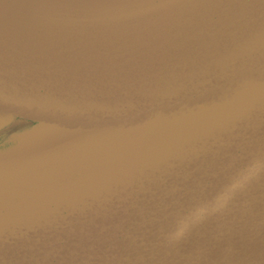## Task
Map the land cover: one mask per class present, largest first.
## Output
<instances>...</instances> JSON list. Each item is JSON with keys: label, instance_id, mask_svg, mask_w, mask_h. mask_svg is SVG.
<instances>
[{"label": "water", "instance_id": "water-1", "mask_svg": "<svg viewBox=\"0 0 264 264\" xmlns=\"http://www.w3.org/2000/svg\"><path fill=\"white\" fill-rule=\"evenodd\" d=\"M0 264H264V0H0Z\"/></svg>", "mask_w": 264, "mask_h": 264}, {"label": "rangeland", "instance_id": "rangeland-1", "mask_svg": "<svg viewBox=\"0 0 264 264\" xmlns=\"http://www.w3.org/2000/svg\"><path fill=\"white\" fill-rule=\"evenodd\" d=\"M10 136H6L5 138H0V144H2L4 141L6 142Z\"/></svg>", "mask_w": 264, "mask_h": 264}]
</instances>
